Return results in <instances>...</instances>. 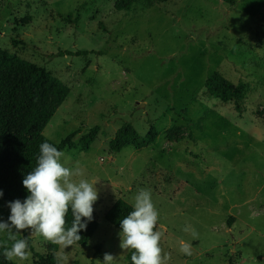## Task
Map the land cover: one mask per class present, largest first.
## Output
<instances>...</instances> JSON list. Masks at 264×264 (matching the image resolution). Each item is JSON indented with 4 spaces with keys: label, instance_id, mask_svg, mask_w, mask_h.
<instances>
[{
    "label": "rangeland",
    "instance_id": "374dc122",
    "mask_svg": "<svg viewBox=\"0 0 264 264\" xmlns=\"http://www.w3.org/2000/svg\"><path fill=\"white\" fill-rule=\"evenodd\" d=\"M116 1L0 0V48L71 88L45 134L59 143L80 131L78 143L101 126L89 151H62V164L84 174L76 180L96 182L99 227L84 247L59 246L60 264H103L106 253L131 264L122 230L105 215L119 198L134 205L141 188L159 212L168 264H264V0H141L133 12L117 11ZM216 70L249 84L240 110L209 95L205 81ZM125 122L161 135L115 153L110 142ZM10 214L0 198V222ZM188 225L198 239L183 231ZM29 236L30 258L17 264H39L34 253L50 243ZM0 239L11 247L6 232ZM180 240L191 256L179 252Z\"/></svg>",
    "mask_w": 264,
    "mask_h": 264
},
{
    "label": "trees",
    "instance_id": "16d2710c",
    "mask_svg": "<svg viewBox=\"0 0 264 264\" xmlns=\"http://www.w3.org/2000/svg\"><path fill=\"white\" fill-rule=\"evenodd\" d=\"M141 3V0H117V11L133 12ZM264 20V17H263ZM15 44L19 41L14 40ZM65 54H68L65 51ZM95 51H79L77 55L88 56ZM102 54V52L100 53ZM209 95L223 102H235L244 98L249 90V84L243 80L234 83L221 71H214L205 81ZM71 88L55 76L46 67L40 66L23 58L16 52L0 48V197L9 208V203L19 199L23 202L29 195L23 185V180L28 173L33 171L40 154V144L48 142L58 150L72 149L77 144L81 151H89L97 140L101 126L95 125L75 141V136L80 131H74L59 143L53 141L45 134V129L66 101ZM161 135L156 126H152L146 135H142L131 123L125 122L119 127L111 139L110 147L115 153L132 146L142 149L157 142ZM169 138V141H173ZM10 209V208H9ZM133 210V204L124 198H119L107 211L105 218L116 228L121 229L120 222ZM66 227H71L73 216L69 209L66 217ZM82 222H85L82 219ZM85 229H81V239L75 243L86 246L99 227L97 219L92 216L87 221ZM231 223V221H230ZM29 247L32 239L29 229L22 230ZM102 245L99 244V249ZM5 248L0 239V264H17L14 260L4 257ZM60 248L58 245L48 243L45 253H34L38 257L39 264H57ZM131 257V256H130Z\"/></svg>",
    "mask_w": 264,
    "mask_h": 264
},
{
    "label": "clouds",
    "instance_id": "9594fccd",
    "mask_svg": "<svg viewBox=\"0 0 264 264\" xmlns=\"http://www.w3.org/2000/svg\"><path fill=\"white\" fill-rule=\"evenodd\" d=\"M63 155L48 142L40 144L36 167L23 180L29 195L23 202L19 199L10 202V223L0 222V233L6 232L7 240L13 241L10 248H5V259L26 261L30 258L27 240L16 236L22 230L31 229L35 235L65 249L81 239L80 230L92 220L93 204L98 199L96 182L84 178L76 180L75 177H83V172L79 168L65 167L61 162ZM69 209L73 220L71 227H66ZM158 220L159 212L150 190L141 188L134 198L133 210L120 222V247L132 251L131 264H168L170 256L161 247L164 232L158 230ZM183 231L190 233L193 240L199 238L198 231L190 225ZM179 252L191 256V243L180 240ZM66 259L59 256L57 264ZM113 260V256L106 253L103 264H113Z\"/></svg>",
    "mask_w": 264,
    "mask_h": 264
},
{
    "label": "water",
    "instance_id": "95a60500",
    "mask_svg": "<svg viewBox=\"0 0 264 264\" xmlns=\"http://www.w3.org/2000/svg\"><path fill=\"white\" fill-rule=\"evenodd\" d=\"M143 106V105H142Z\"/></svg>",
    "mask_w": 264,
    "mask_h": 264
}]
</instances>
